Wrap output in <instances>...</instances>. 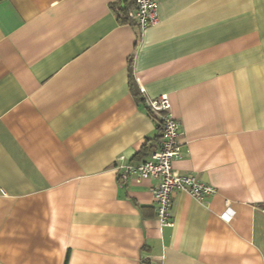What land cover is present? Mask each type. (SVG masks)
<instances>
[{"label": "crops", "instance_id": "0c3cea01", "mask_svg": "<svg viewBox=\"0 0 264 264\" xmlns=\"http://www.w3.org/2000/svg\"><path fill=\"white\" fill-rule=\"evenodd\" d=\"M117 1L0 0V264H264V0H160L145 30ZM162 94L174 170L216 190L176 193L172 228L116 169Z\"/></svg>", "mask_w": 264, "mask_h": 264}, {"label": "built area", "instance_id": "2783aa9c", "mask_svg": "<svg viewBox=\"0 0 264 264\" xmlns=\"http://www.w3.org/2000/svg\"><path fill=\"white\" fill-rule=\"evenodd\" d=\"M160 0H134V10L128 17L140 29L159 22L158 4ZM146 106L151 114L159 116V137L148 145L147 158L139 163H124L120 156L116 162L120 182L133 179L141 182L155 180L151 194L156 205V219L159 228H172L171 210L174 196L178 192L189 194L202 206H208L216 190L201 181L193 173H179L174 170L173 162L182 157V145L179 142L180 121L170 114V101L167 94L149 98ZM229 209V202H225ZM229 214L228 212H226Z\"/></svg>", "mask_w": 264, "mask_h": 264}, {"label": "trees", "instance_id": "16d2710c", "mask_svg": "<svg viewBox=\"0 0 264 264\" xmlns=\"http://www.w3.org/2000/svg\"><path fill=\"white\" fill-rule=\"evenodd\" d=\"M133 5L134 0H118L112 5L113 10L117 14L119 22L134 24L132 20L128 17V12ZM130 88L135 96L139 95L140 92L136 88L135 82L132 79L130 80ZM143 264H149V262L145 260Z\"/></svg>", "mask_w": 264, "mask_h": 264}]
</instances>
